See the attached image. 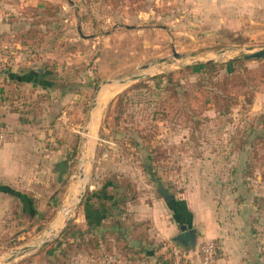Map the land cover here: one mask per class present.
Instances as JSON below:
<instances>
[{
  "label": "rangeland",
  "instance_id": "rangeland-1",
  "mask_svg": "<svg viewBox=\"0 0 264 264\" xmlns=\"http://www.w3.org/2000/svg\"><path fill=\"white\" fill-rule=\"evenodd\" d=\"M262 47L264 0H0V80L11 69L26 79L0 85V101L41 131L39 155L58 148L52 172L3 185L0 264H135L172 244L156 235L151 203L173 215L174 198L220 223L249 218L250 264H264V145L250 168L252 148L240 143L264 114V59L225 64ZM225 49L216 72L199 64ZM138 74L104 85L116 91L94 108L101 83ZM149 146L165 157L151 164ZM112 177L129 188L105 190L129 198L105 210L94 192Z\"/></svg>",
  "mask_w": 264,
  "mask_h": 264
},
{
  "label": "crops",
  "instance_id": "crops-1",
  "mask_svg": "<svg viewBox=\"0 0 264 264\" xmlns=\"http://www.w3.org/2000/svg\"><path fill=\"white\" fill-rule=\"evenodd\" d=\"M0 85L10 86L17 85V81H24L25 73L14 69L2 72ZM10 79H9V78ZM15 82V83H14ZM5 89V88H4ZM1 91V90H0ZM18 103V101H14ZM11 101H0V211L3 204L7 202V193L3 185L13 183L20 189L19 180L41 173L42 171L52 172V166L58 161V148L51 146L48 155H39L42 152V135L40 130L32 128L31 125L25 124L16 111L11 110ZM52 131V130H51ZM53 137L51 136V139ZM10 187V186H9ZM10 189L7 188V192ZM154 207L151 211L153 225L159 227L156 235L161 240L168 241L170 237L178 232V227L185 224L188 228L197 227L198 244L203 238L215 239L219 244V256L217 264H250L256 260L255 250L258 245L253 241L250 233L246 231L249 218L242 213H236L232 219L228 218L226 222H218L213 215L193 212L189 203L181 198H174L172 206L168 208L172 214H164L160 211L159 203H151ZM158 207V209H156ZM160 211V212H159ZM172 244L161 245L157 252L148 253L145 258L137 260L135 264H171L169 251ZM186 251L191 256L197 257V246L187 248ZM167 252V253H166Z\"/></svg>",
  "mask_w": 264,
  "mask_h": 264
},
{
  "label": "trees",
  "instance_id": "trees-1",
  "mask_svg": "<svg viewBox=\"0 0 264 264\" xmlns=\"http://www.w3.org/2000/svg\"><path fill=\"white\" fill-rule=\"evenodd\" d=\"M225 64L226 65L242 64V61H240V60H234L233 61L232 60V61L226 62ZM221 65H223V64H221ZM201 66H202V68H205V69L209 70L210 72L211 71L216 72V70H217V64L216 63H206V64H201ZM161 76L162 75H156L153 78H159ZM167 77H168V81L172 80L171 75H168ZM23 80H26L25 77ZM240 83L243 84V82H240ZM144 84H145V82H140L139 85H144ZM123 96H124L123 94H119L117 96V100L121 101ZM221 98H223V97H221ZM251 102H252V94L250 93V94H247V96H246V103L250 104ZM215 103L218 105L220 102L215 101ZM233 103L236 105L237 104L236 100H234ZM231 104L232 103H228L227 101H225L224 108L229 109L232 106ZM119 106H121V105L118 104L117 107H119ZM253 124H255V125L253 126ZM136 132L138 133L137 135L139 138L147 141L148 137H147V135L143 134L144 133L143 128H138L136 130ZM240 143H241V146L249 143V146L252 148L251 151L253 154L250 156V159H249L250 160V162H249L250 168H252L255 165L252 162L254 159H257V160L262 159L263 160V157L262 156L260 157V154L258 152V146H259V144L264 145V114H260L258 117H256L254 119V123H252L250 125V127L246 130V133L242 137V140L240 141ZM261 148H264V147H261ZM149 149L151 151L148 154L147 159L151 164L153 162L159 161L165 157V153H164L165 151L160 150L159 146H155L152 149L149 146ZM250 173H252V172H250ZM104 183H105L104 188H102V190L100 189V190L94 192V194L96 195V198H98L97 202H96L97 205L100 208H104L105 210H111L113 207H115L116 209H120V207H122L126 203V201L128 200L129 194L126 193L125 190L122 193L114 192L111 190L106 191L105 187L107 185H111V186H114L116 188H118L119 186H122V187L128 189L129 185L126 182H119L116 177L106 178ZM88 196H89V194H88ZM84 201H85V203H84L85 205H89L92 203L90 201V199L87 197L85 198ZM167 202H169V205L172 206L173 199L172 200L168 199ZM108 203H110V204H108ZM115 224H116V226H118V222H116ZM92 241H96L95 242L96 244L99 243V239L98 240H92ZM199 243L196 246H198ZM169 259H171L170 251H169Z\"/></svg>",
  "mask_w": 264,
  "mask_h": 264
},
{
  "label": "water",
  "instance_id": "water-1",
  "mask_svg": "<svg viewBox=\"0 0 264 264\" xmlns=\"http://www.w3.org/2000/svg\"><path fill=\"white\" fill-rule=\"evenodd\" d=\"M228 50H221L218 53L214 54L213 57L206 59L204 62H199V64H206V63H213L221 54L225 53ZM262 60L264 59V47L254 49V48H247L244 50H237L236 55L231 58V60ZM148 66H145L144 68H147ZM143 75H133L127 79L119 80V81H108V82H103L99 85V87L96 90L95 96H94V108L96 107V104L98 103V97L104 87V85L107 84H126L129 81L137 80L142 78ZM82 154H81V159H82ZM80 174L81 178L83 177V169H80ZM82 191H79L76 194V202H79L82 198ZM71 210V206L66 209L64 214L60 216L58 224L60 225L61 223L65 224L66 219L69 216V211ZM178 232L171 238V242L174 246L178 248H183L187 249L190 247H195L197 243V235H198V229L195 227L188 228L185 224L180 225L178 227ZM14 257V255L12 256ZM12 257L8 258L7 261H10Z\"/></svg>",
  "mask_w": 264,
  "mask_h": 264
},
{
  "label": "built area",
  "instance_id": "built-area-1",
  "mask_svg": "<svg viewBox=\"0 0 264 264\" xmlns=\"http://www.w3.org/2000/svg\"><path fill=\"white\" fill-rule=\"evenodd\" d=\"M170 254L171 264H217L219 244L215 239L203 238L197 246V257L191 256L186 249L172 244Z\"/></svg>",
  "mask_w": 264,
  "mask_h": 264
},
{
  "label": "bare ground",
  "instance_id": "bare-ground-1",
  "mask_svg": "<svg viewBox=\"0 0 264 264\" xmlns=\"http://www.w3.org/2000/svg\"><path fill=\"white\" fill-rule=\"evenodd\" d=\"M111 85H117L120 86V84H111ZM114 91H116V88H107V89H103L101 91V96H102V100H106ZM101 98V97H100ZM64 214V213H63Z\"/></svg>",
  "mask_w": 264,
  "mask_h": 264
}]
</instances>
